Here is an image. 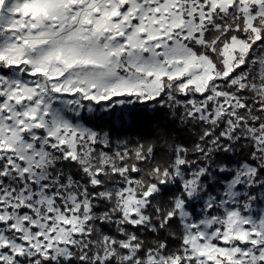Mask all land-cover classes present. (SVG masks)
<instances>
[{
	"label": "snow or ice",
	"instance_id": "obj_1",
	"mask_svg": "<svg viewBox=\"0 0 264 264\" xmlns=\"http://www.w3.org/2000/svg\"><path fill=\"white\" fill-rule=\"evenodd\" d=\"M0 264H264V0H0Z\"/></svg>",
	"mask_w": 264,
	"mask_h": 264
},
{
	"label": "trees",
	"instance_id": "obj_2",
	"mask_svg": "<svg viewBox=\"0 0 264 264\" xmlns=\"http://www.w3.org/2000/svg\"><path fill=\"white\" fill-rule=\"evenodd\" d=\"M150 128H151L150 125H146L145 127H142V128H136L130 131L126 130V135L128 138L136 139L139 137L140 134H147V132L150 131Z\"/></svg>",
	"mask_w": 264,
	"mask_h": 264
}]
</instances>
